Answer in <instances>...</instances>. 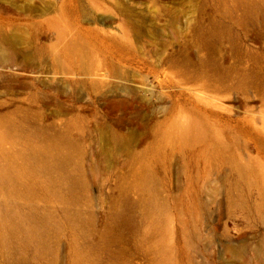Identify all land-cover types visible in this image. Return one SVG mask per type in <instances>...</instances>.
Here are the masks:
<instances>
[{
    "label": "rangeland",
    "instance_id": "obj_1",
    "mask_svg": "<svg viewBox=\"0 0 264 264\" xmlns=\"http://www.w3.org/2000/svg\"><path fill=\"white\" fill-rule=\"evenodd\" d=\"M0 264H264V0H0Z\"/></svg>",
    "mask_w": 264,
    "mask_h": 264
},
{
    "label": "bare ground",
    "instance_id": "obj_2",
    "mask_svg": "<svg viewBox=\"0 0 264 264\" xmlns=\"http://www.w3.org/2000/svg\"><path fill=\"white\" fill-rule=\"evenodd\" d=\"M19 225V224H18ZM116 232V231H115ZM120 232V231H119Z\"/></svg>",
    "mask_w": 264,
    "mask_h": 264
}]
</instances>
